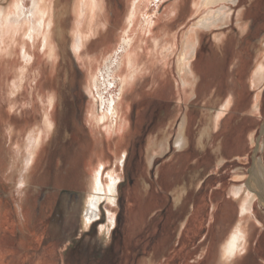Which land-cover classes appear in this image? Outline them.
I'll return each mask as SVG.
<instances>
[{
	"label": "rangeland",
	"instance_id": "rangeland-1",
	"mask_svg": "<svg viewBox=\"0 0 264 264\" xmlns=\"http://www.w3.org/2000/svg\"><path fill=\"white\" fill-rule=\"evenodd\" d=\"M23 1L29 10L32 0ZM52 1L61 13L55 17L66 19L65 26L57 20L54 26L66 35L53 34L46 47L36 35L34 43H25L30 60L24 62L21 33L12 41V52L0 59V110L12 105L8 152L14 157V177L0 179V199L10 203L0 230V264H224L220 249L240 220L231 190L245 185L256 165L264 175V83L260 88L250 84L255 67L264 63V0L227 3L225 22L209 30L198 28V19L223 3L151 0L142 7L139 21L147 17L153 28L139 48L140 75L124 93L128 127L119 147L116 133L107 134L90 121V109L97 114L101 108L91 79L116 51L130 1L99 0L100 15L92 26L105 23V28L82 38L80 52L72 43L74 0H46L47 8ZM86 13L83 31L91 20ZM50 17L49 10L45 23ZM24 18L26 27L30 21ZM190 29H199L191 58L196 82L184 87L177 59ZM60 38L63 43L55 45ZM22 70L20 86L10 95L9 84ZM101 90L109 96L104 86ZM113 90L117 93L118 87ZM256 94L259 106L253 110ZM229 98L230 106L216 121ZM30 130L41 131L42 142L27 195L20 198L19 170ZM180 133L184 144L178 147ZM125 151L121 165L118 157ZM89 157H102L107 168L116 166L118 194L109 208L101 202L96 220L84 227L85 182L93 166L83 168ZM260 201L256 197L253 208L263 219H247L244 251L230 264H264ZM20 207L26 212L24 223ZM111 218L114 223L101 229Z\"/></svg>",
	"mask_w": 264,
	"mask_h": 264
},
{
	"label": "bare ground",
	"instance_id": "bare-ground-1",
	"mask_svg": "<svg viewBox=\"0 0 264 264\" xmlns=\"http://www.w3.org/2000/svg\"><path fill=\"white\" fill-rule=\"evenodd\" d=\"M127 1H130V11L129 14L126 16L125 28L122 30V33L120 34L118 47L114 52V54L110 56V58H108L104 68L103 69L101 68L102 70H100L98 74H95L91 79L93 86L95 88L96 100L100 102L101 108H100V112H97V114L93 113L92 109H90L91 110L89 112L90 121H92L94 124H96L99 127L101 126L103 131H105L107 134H111L112 132L116 133V140H115L116 147L123 145V141L125 140V131L127 132L126 129L128 127L127 116L129 111V103H125L123 101L124 93L126 92L127 89L129 91L131 85L133 86V81L136 80L135 78L138 76L141 70V68L138 67V61L140 56L139 48H141V41L146 39L145 35L147 36V34L150 33L153 28L152 21L150 19H147V17L139 21L142 7L146 5L148 1L151 0H127ZM201 1L203 2V4L205 3L210 5L213 3H223L222 7L219 8L214 13H208L207 15L202 16L198 19L196 26L201 29L209 30L214 27L215 28L219 27L222 25V23L225 22V19L228 15L226 12L227 10L226 5L227 3L235 2L236 0H201ZM47 4L48 3L46 2V0H32L31 8L29 10H25L23 0H3V2L2 0H0V59L4 56V54L8 55L9 53L12 52V41L16 40L17 36L21 35V33L22 36L24 37L23 38L24 40L21 44L22 58L24 62L30 60L28 51L26 50L25 43H28L29 41H32L34 43L36 39V35L41 34L43 47L47 46V44L50 42V39H52L53 34H57L58 36L62 35V37L66 35V34L64 35L61 34L62 32L61 27L64 25L63 21L66 19L64 17H62L61 19L56 18L61 13H58L54 10L55 5L53 1L52 4L48 6L49 8H47ZM99 7H100L99 0L73 1V9L75 13L73 18H74L75 30L72 32V38H73L72 43H73V48L78 52H80L81 50V46L83 42L82 38L86 37L87 34L89 35V34H97L98 32L100 33L101 29L103 27L105 28V23L100 25L97 23V25H95L96 27L92 26V23H94V21L97 22L96 17L100 15L98 12ZM49 10L51 17L49 18L47 23H45L46 21L45 19L47 17ZM86 12L89 13L91 20L89 22V27L87 26L88 30L83 31L82 28L85 26L84 23H86V18H87ZM23 17H25L24 20L27 19V21L28 20L30 21L26 27H24L23 23L21 22ZM56 20L58 23L60 22L61 27L58 24L54 26ZM53 27H55L58 30L56 29L53 30ZM215 36L217 41L219 42L222 41L223 35H221V33L220 34L218 33ZM63 39L64 38L62 39L60 38L59 42L55 43V45L58 46V44H62ZM198 42H199V29L196 30L190 29V31H188L181 39V43H180L181 52L178 55V59H177V73H179L180 75L179 77L181 78V84L184 87L186 85L188 86L194 85L196 82V74L192 66L193 62L191 58L194 56ZM55 45L51 46L52 52L54 51ZM149 49L151 51V48ZM155 55L158 54L155 53ZM23 74H24V70H22V75L16 78L13 81V83L12 81L10 82L9 91H8L10 95H12V93H15V91L20 86V82L22 80ZM263 83H264V63L261 62L255 67V70L250 78V84L251 86L259 87ZM102 86H104V89H106V93L107 92L109 93V96H105L104 94L105 92H103L104 90L103 91L101 90ZM116 87H118V92L115 94L111 93V91L113 92L115 90V89L113 90V88ZM193 88L191 87L192 89V90L190 89L191 92H193L194 90ZM258 97L259 94H256L255 96L256 102L253 105V110L258 109L259 106L257 102ZM230 102L231 99L229 98L226 100V102H224L221 105L220 110H218L215 115L216 121H218L219 117L224 113V111L227 110L228 106H230ZM11 114H12V105H10L8 108H5L4 112L0 110L1 126L3 125L4 121L7 118L4 127L2 126L3 129L0 131V179L3 178L8 181H10L12 177H14V174H12V159L14 160V157L12 158V153L10 154V152H8L10 147L8 143L10 141V143L12 144V132H13L12 123L10 120ZM50 125L51 123L47 122L46 126H50ZM203 131H205V129ZM203 131L201 130L202 133ZM108 138H110V136ZM1 139H3L4 141ZM40 142H42L41 131L36 132L34 130L27 135V138L24 142L25 144L23 148H25L27 155L23 157L22 160L23 167L22 169L19 170L21 174V180H20V189L17 193H19L20 198L21 195L24 198L27 195V191L25 187L26 184L29 182L30 174L32 172L31 168L33 166L36 167L37 163L35 161L36 159H38L37 154H39V153L36 154V152L38 151L37 148L40 146ZM94 142L96 143V138H94ZM175 143L178 147L184 144V137L182 133L178 135V137L175 140ZM4 145L6 146L4 147ZM3 148H4V152L2 151ZM164 148L165 147H161V150H164ZM10 149L12 150V148ZM15 149L18 154H21L22 148L20 144H17ZM125 157H126V151L120 154V156L118 157V163L123 165V161ZM149 164L150 165L154 164V160L152 158H150ZM86 168H88V170L89 168L90 169L92 168L93 170L90 176L88 177L87 182H85L88 185L87 188L88 194L85 198V203H84V219H83L84 227L90 226V224H92L93 221L96 220V217L99 215L100 212L101 202H105L107 208H109L111 205H114L116 203L117 194H118L117 193L118 180L114 176V173L116 171L115 165L112 168H107L106 162H104L102 157H99L98 159H93L89 157L84 162L83 171ZM85 176L87 177L88 175ZM85 176L83 177L84 179ZM190 177H194V176H190ZM231 193L239 202L240 220L220 249V255L222 257L224 264L227 263L230 264L231 262L234 261L237 254L243 252L245 248L246 231H247V229L245 228L246 221L247 219H251L253 201L256 197L261 198V200H264V175L262 174L261 170L257 166L253 167L250 170L249 181L247 179L245 185H240L232 188ZM178 197L179 196H176V199H178ZM11 199H12V195H11ZM10 201L12 202V200ZM8 203H9L8 201L4 202V200L0 199V230L2 229V226L6 224V221L8 219L7 216L10 213L8 211V207H9L7 205ZM17 210L19 217L21 218L20 222L24 223V220L26 219L25 210L21 207L18 208ZM107 213L109 214V210H107ZM110 220L111 222L104 226H101V229H105L107 228V226L110 227L112 223H114L112 218ZM0 235L1 238L2 234Z\"/></svg>",
	"mask_w": 264,
	"mask_h": 264
},
{
	"label": "crops",
	"instance_id": "crops-1",
	"mask_svg": "<svg viewBox=\"0 0 264 264\" xmlns=\"http://www.w3.org/2000/svg\"><path fill=\"white\" fill-rule=\"evenodd\" d=\"M257 167H258V165H256ZM259 168V167H258ZM260 169V168H259ZM231 196L236 200V198L234 197V195L231 193ZM237 201V203H238V206H239V202H238V200H236ZM262 201H264V200H262ZM262 201H260V203L262 202ZM260 209H261V213H262V215L264 216V203L262 202L261 204H260V207H259ZM239 218H240V213H239ZM251 219H263L262 218V216H259L256 212H254V208L252 209V215H251ZM247 237V236H246ZM244 251V250H243Z\"/></svg>",
	"mask_w": 264,
	"mask_h": 264
}]
</instances>
